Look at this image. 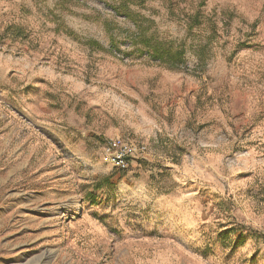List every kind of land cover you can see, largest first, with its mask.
<instances>
[{"label": "rangeland", "instance_id": "374dc122", "mask_svg": "<svg viewBox=\"0 0 264 264\" xmlns=\"http://www.w3.org/2000/svg\"><path fill=\"white\" fill-rule=\"evenodd\" d=\"M0 264H264V0H0Z\"/></svg>", "mask_w": 264, "mask_h": 264}, {"label": "built area", "instance_id": "2783aa9c", "mask_svg": "<svg viewBox=\"0 0 264 264\" xmlns=\"http://www.w3.org/2000/svg\"><path fill=\"white\" fill-rule=\"evenodd\" d=\"M145 146L119 140H111L102 148L103 159L112 163L119 169H127L129 162L136 158H142Z\"/></svg>", "mask_w": 264, "mask_h": 264}, {"label": "trees", "instance_id": "16d2710c", "mask_svg": "<svg viewBox=\"0 0 264 264\" xmlns=\"http://www.w3.org/2000/svg\"><path fill=\"white\" fill-rule=\"evenodd\" d=\"M145 44L148 45L149 43L145 42ZM152 51L154 53V57L159 58L163 63L166 64H177L182 59L181 50H172L169 47L163 46V44L160 42H156L152 46Z\"/></svg>", "mask_w": 264, "mask_h": 264}]
</instances>
